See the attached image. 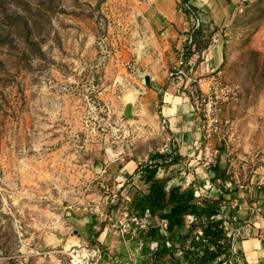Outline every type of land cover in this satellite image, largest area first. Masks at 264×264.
<instances>
[{"label":"rangeland","instance_id":"rangeland-1","mask_svg":"<svg viewBox=\"0 0 264 264\" xmlns=\"http://www.w3.org/2000/svg\"><path fill=\"white\" fill-rule=\"evenodd\" d=\"M190 3L201 19L198 43L208 42L197 54L219 50L223 78L241 91L239 102L223 110L228 126L218 161L230 183L221 189L222 218L232 229L243 227L236 243L264 244V0ZM180 6L0 0V247L9 253L0 264H63L68 239L98 245L120 263L148 264L137 233L125 243L115 229L103 240L101 234L109 218L132 212L135 193L145 192L135 167L178 150L163 129L159 94L153 118L142 110L141 92L151 88L143 73L163 76L177 57L190 26ZM128 93L135 98L131 119L123 116ZM180 157L161 167L159 178L182 189L191 183L198 198L217 199L222 182L202 170L199 151ZM97 204L105 221L77 210Z\"/></svg>","mask_w":264,"mask_h":264},{"label":"trees","instance_id":"trees-1","mask_svg":"<svg viewBox=\"0 0 264 264\" xmlns=\"http://www.w3.org/2000/svg\"><path fill=\"white\" fill-rule=\"evenodd\" d=\"M190 0H180L181 6ZM180 6V7H181ZM194 14L195 7L189 5ZM202 33L201 24L191 33V44L183 47V61L187 62L196 50L206 48L207 43L200 45L198 40ZM197 53V52H196ZM193 101V97H190ZM162 95H158V104L161 106ZM160 115V110L158 111ZM181 157L175 148L168 155L154 153L149 161L135 167L134 173L139 174L140 181L146 186L144 193L138 192L131 197L132 212L141 216L146 211L151 218L157 217L166 221L164 234L158 227L150 228L145 233L138 234L144 246L141 248L144 262L148 264H220L221 256L230 255L231 239L224 230V219L220 216L222 202V187L217 199L198 198L194 196V187L190 183L188 188L182 189L179 185L170 186L168 176L159 178L161 167L166 171L178 164ZM213 182L228 181L225 169L217 160L211 169ZM164 172V171H163ZM230 182L228 181V184ZM191 216L193 221L185 229V217ZM200 232V234H198ZM91 244V243H90ZM262 247L264 246L261 242ZM150 245L155 249L150 250ZM180 253V255H178ZM0 256L7 257L9 253L0 247ZM138 264L141 261L138 260Z\"/></svg>","mask_w":264,"mask_h":264},{"label":"built area","instance_id":"built-area-1","mask_svg":"<svg viewBox=\"0 0 264 264\" xmlns=\"http://www.w3.org/2000/svg\"><path fill=\"white\" fill-rule=\"evenodd\" d=\"M189 5H191L190 1L188 4L182 5L178 10L181 15L189 17L190 26L186 30V34L179 39L181 47L178 48L176 60L167 71V80L172 83L180 84L181 97L186 100L189 97H193L194 99L195 106L193 111L197 114L199 122L198 132L200 140L198 142V151L200 154V164L204 172L211 173L212 167H214L220 157L219 146L224 137V130L228 126V120L224 118L223 110L239 102L241 91L238 84L229 83L223 78L219 67L215 69H210L208 67L209 49L201 51L200 54H194L196 58L201 59L200 65L204 66L202 72H200L196 79L189 68L191 58L187 62L183 61V47L190 44L192 45L191 33L198 29L201 24V19L195 15V13L193 14L191 12ZM193 48L194 46L192 45L191 49L193 50ZM191 87L193 90H191ZM162 124L164 129L165 121L163 119ZM163 150L164 149H161V152H163ZM168 153H171V151H168ZM159 174H161V172H159ZM189 184H187V188ZM225 185H228V181L222 183L221 187H226ZM218 192L220 193V190ZM194 196H199V192L195 189ZM77 210L83 211L84 214H95L104 221L108 216L107 214H103L102 207L98 204ZM225 212L226 206H221L220 216H224ZM125 217H123L124 219L116 218V221L109 218L111 223L109 224L110 228L104 229V233L101 234L102 240L105 238L107 234L106 231L109 229H115L123 240V243L126 242V237L130 232L140 234L147 232L150 228L158 227L160 233H165L166 221H160L157 217L151 218L148 211L141 216L131 212L125 215ZM233 220H235V217H233ZM192 221L193 218L191 216L185 217V229L189 228ZM224 230L226 235L231 239L229 256H236V239L241 235L243 227L232 229L224 222ZM198 234H200V232H198ZM139 246L141 250L144 246L142 241L139 242ZM154 247V245H150V250L155 249ZM62 254L64 255L63 264H131L129 259L120 263L117 258L111 256L105 249L88 242L70 245L63 250ZM178 255H180V253H178ZM227 257L228 256H221L220 264H228L229 258L227 259ZM235 262L243 264L238 258Z\"/></svg>","mask_w":264,"mask_h":264},{"label":"crops","instance_id":"crops-1","mask_svg":"<svg viewBox=\"0 0 264 264\" xmlns=\"http://www.w3.org/2000/svg\"><path fill=\"white\" fill-rule=\"evenodd\" d=\"M170 9V7H169ZM178 46L176 45V49ZM209 62L208 67L210 69H215L219 67L221 62V55L217 49L208 50ZM196 56L194 55L190 62L189 68L191 69L192 75L195 77L202 72L204 66L200 65L198 61L195 63ZM175 57H172L170 62L175 61ZM197 64V65H196ZM167 70L164 71L163 76H154L151 75V85L150 89H142L141 105L142 110L154 118L153 107L157 106V95L162 92V87L166 81L168 86L163 91L162 96V105L160 106V117L165 121V128L168 131V136L176 142L178 154L181 156H191L198 150V142L200 140V135L198 132L199 122L198 116L193 111L194 109V100L192 101L189 97L187 100L180 96L181 87L178 83H172L167 80ZM169 96V100L165 101V96ZM141 110V112H142ZM155 113V112H154ZM68 239L66 241V247L73 244H77L83 241L80 239ZM62 239H59L58 242L62 243ZM255 242L249 249L250 258L246 257V251L243 245V241L236 243L239 251H237L236 256H231L228 261V264H238L235 260L238 258L243 264H259L258 258H264V255H261V241L258 239H253ZM63 249V250H64ZM63 252V251H62Z\"/></svg>","mask_w":264,"mask_h":264},{"label":"bare ground","instance_id":"bare-ground-1","mask_svg":"<svg viewBox=\"0 0 264 264\" xmlns=\"http://www.w3.org/2000/svg\"><path fill=\"white\" fill-rule=\"evenodd\" d=\"M134 94L128 93L124 96V102L125 104H130L132 105L133 101H134ZM169 100V96L166 95L165 96V101ZM255 242L253 240H247V241H243V245L246 251V256L248 257L249 255V249L251 248V246L254 244ZM250 258V257H248Z\"/></svg>","mask_w":264,"mask_h":264},{"label":"water","instance_id":"water-1","mask_svg":"<svg viewBox=\"0 0 264 264\" xmlns=\"http://www.w3.org/2000/svg\"><path fill=\"white\" fill-rule=\"evenodd\" d=\"M143 77V81H144V85L147 86L149 81H150V77L147 73H143L142 74ZM131 109H132V105L130 104H125L124 109H123V116L127 119H131Z\"/></svg>","mask_w":264,"mask_h":264}]
</instances>
